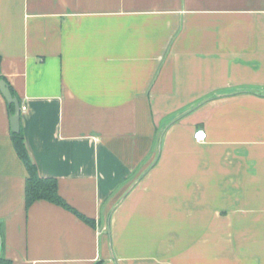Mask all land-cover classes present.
<instances>
[{
    "label": "crops",
    "instance_id": "0c3cea01",
    "mask_svg": "<svg viewBox=\"0 0 264 264\" xmlns=\"http://www.w3.org/2000/svg\"><path fill=\"white\" fill-rule=\"evenodd\" d=\"M0 74L38 173L96 222L26 209L0 93L12 264H264V0H0Z\"/></svg>",
    "mask_w": 264,
    "mask_h": 264
},
{
    "label": "trees",
    "instance_id": "16d2710c",
    "mask_svg": "<svg viewBox=\"0 0 264 264\" xmlns=\"http://www.w3.org/2000/svg\"><path fill=\"white\" fill-rule=\"evenodd\" d=\"M0 78H3L7 82L11 93L18 98L21 104L20 98L15 89L9 84L5 76L0 74ZM6 104L8 114L12 113L14 105L7 102ZM10 139L17 156L22 161L26 170L24 185V201L26 209L35 201L46 200L69 210L88 225L95 227L96 222L93 217L81 213L61 196L58 192L57 179L55 177H44L38 173L37 166L29 153L21 127L19 132H13L10 130ZM0 264H12V262L11 259L0 253Z\"/></svg>",
    "mask_w": 264,
    "mask_h": 264
},
{
    "label": "water",
    "instance_id": "95a60500",
    "mask_svg": "<svg viewBox=\"0 0 264 264\" xmlns=\"http://www.w3.org/2000/svg\"><path fill=\"white\" fill-rule=\"evenodd\" d=\"M0 93L7 103H12L14 105L13 112L9 114L10 130L13 132H19V130H20V116H21V104H20L18 98L11 93V91L9 89V85L7 84V82L3 78H0ZM159 150H160V142H159V146H158V151ZM0 246H1V234H0Z\"/></svg>",
    "mask_w": 264,
    "mask_h": 264
},
{
    "label": "built area",
    "instance_id": "2783aa9c",
    "mask_svg": "<svg viewBox=\"0 0 264 264\" xmlns=\"http://www.w3.org/2000/svg\"><path fill=\"white\" fill-rule=\"evenodd\" d=\"M25 106L21 105V110H24ZM193 138L196 142H201L204 141L206 139V134L204 132V130L202 129H198L193 133Z\"/></svg>",
    "mask_w": 264,
    "mask_h": 264
}]
</instances>
